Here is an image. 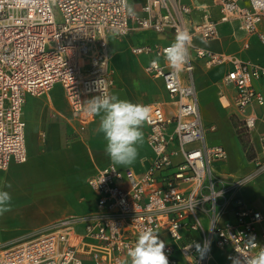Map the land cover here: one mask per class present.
<instances>
[{
    "label": "built area",
    "instance_id": "obj_1",
    "mask_svg": "<svg viewBox=\"0 0 264 264\" xmlns=\"http://www.w3.org/2000/svg\"><path fill=\"white\" fill-rule=\"evenodd\" d=\"M210 8L218 13L216 21ZM139 11L129 15L121 0H0V171L26 161L22 119L26 97L42 96L59 85L75 128L83 131L95 118L85 103L110 94L113 86L108 39L136 31L168 33L172 38L166 45L129 49L133 56L149 58L143 72L162 81L172 106L167 112L162 102L144 104L151 110L144 124L152 155L147 169L135 174L108 164L97 170L87 181L95 193L92 212L59 220L29 240L1 250L0 264H83L86 258L93 264H130L128 249L147 228L165 241L169 264H209L212 246L243 264L264 247V231H258L264 216L238 193L264 172V132L259 135L252 173L238 178L220 173L218 167L227 154L204 140L193 79L198 61L208 67L228 64L222 83L234 92L238 135L250 138L258 122L264 124V118L248 111L253 105L264 106V93L255 87L264 84V65L195 44L197 39H216L218 24L231 23L264 43L259 31L264 0H209V5L143 0ZM195 11L201 12L199 20L192 17ZM178 30H187L192 41L188 62L176 71L164 53ZM157 57L159 63L152 64ZM192 233L196 235L185 240ZM205 240L210 247L197 253L194 243L203 246Z\"/></svg>",
    "mask_w": 264,
    "mask_h": 264
},
{
    "label": "crops",
    "instance_id": "obj_2",
    "mask_svg": "<svg viewBox=\"0 0 264 264\" xmlns=\"http://www.w3.org/2000/svg\"><path fill=\"white\" fill-rule=\"evenodd\" d=\"M181 2L186 5H209V0ZM142 3L143 0L129 1L130 6L138 7L137 13L134 10L136 15H139ZM209 13L213 21L218 19L216 9L210 8ZM200 16V11L192 13L193 19L199 20ZM217 30L216 39L207 42L197 39L195 44L214 53L264 65V43H260L256 36H247L236 23L218 24ZM259 31L264 33V20L259 24ZM140 36L148 40H137ZM171 41L168 33L156 34L147 31L132 32L121 39L109 38L108 70L113 79L110 94L142 105L162 102L167 112L170 111L172 106L162 81L148 77L143 72L149 58L133 56L129 49L134 45H166ZM123 42L126 45L120 47L118 44ZM132 59L137 60L138 66L131 64ZM229 69L228 64L208 67L203 61H198L194 65L193 79L200 120L205 129L204 140L209 145L223 147L227 154V159L218 167L220 173L238 178L253 172V167L245 156L247 149L244 146L252 143L257 149L258 133L264 132V124L258 122L250 138L238 135L234 117V92L222 83V78ZM56 86L61 89L59 85ZM255 87L264 93V84L256 83ZM48 95L26 97L22 109L24 135L26 129H31L36 137L35 154L29 155L25 145V163H12L6 170L0 171V188H4L7 183L12 185L10 189H4L12 196V208L0 215V251L29 240L59 220L92 212L95 208V193L89 188L87 181L97 170L111 164L105 152L106 141L102 134L95 131L99 117L95 116L80 137L69 139L70 133L77 134L81 131L75 128L63 92L60 106L54 105ZM43 98L46 101L43 102ZM248 111L259 119L264 118V106L253 105ZM60 118L65 121V129H61ZM211 127L215 129L213 132L209 131ZM142 131L144 140L142 145H138L137 161L128 167L116 166L119 170H131L135 174H141L150 165L152 155L145 140L148 131L145 125ZM211 135L215 137H210ZM174 161L177 162L178 159ZM238 193L247 206L264 216V172L254 176ZM258 231H264V223L258 226ZM195 235H186L185 240ZM210 254L209 264H228L231 259L229 253L221 252L213 246ZM83 264L93 263L86 258Z\"/></svg>",
    "mask_w": 264,
    "mask_h": 264
},
{
    "label": "clouds",
    "instance_id": "obj_3",
    "mask_svg": "<svg viewBox=\"0 0 264 264\" xmlns=\"http://www.w3.org/2000/svg\"><path fill=\"white\" fill-rule=\"evenodd\" d=\"M28 2V0H24ZM127 8L129 15H135L134 8L128 5L127 0H121ZM192 36L187 30H178L173 42L166 47L164 58L170 68L179 71L188 62L189 47ZM159 63V57L152 64ZM85 110L99 117L96 128L97 134H102L106 141L105 152L113 166L128 167L133 165L139 156L138 145L143 144V125L150 119V106L133 103L121 99L116 94H101L89 99L85 103ZM12 185L7 183L0 188V215L12 208V196L9 191ZM254 240V238H253ZM253 240H251L253 242ZM255 245V243L253 242ZM193 245H191L192 247ZM197 253L210 247V242L205 240L204 245L194 243ZM165 241L159 238L158 232L147 228L138 234L134 246L129 247L127 256L130 264H169L165 254ZM233 264H240V259L231 258ZM243 264H264V247L258 254L243 261Z\"/></svg>",
    "mask_w": 264,
    "mask_h": 264
},
{
    "label": "rangeland",
    "instance_id": "obj_4",
    "mask_svg": "<svg viewBox=\"0 0 264 264\" xmlns=\"http://www.w3.org/2000/svg\"><path fill=\"white\" fill-rule=\"evenodd\" d=\"M199 1H205V0H199ZM134 10L137 13L138 12V7H135ZM141 39L148 40L147 38H144L143 36H140V37L137 38V40H141ZM118 45L120 47H124L126 44L123 42V43H119ZM110 52H111V54H113L114 53L113 49H111ZM119 56H120V54H119ZM131 61H132V63H131L132 65L138 66L137 60H133L132 59ZM115 76H116V73H114V77ZM46 95H48V93L44 94L43 96H46ZM61 96H62L61 89L58 88L56 85L52 87V89L49 91V95H48V97L52 101V103L54 105H59V106H60V102H61ZM44 101H46V98H43V102ZM60 126H61V129L62 128L65 129L66 128L65 127L66 126L65 125V121H64L63 118H60ZM261 133H258V135H260ZM81 134H82V131L77 133V134L76 133H70L69 134V137H70L69 139H72L74 137H80ZM210 137H215V135H211ZM36 143L37 142H36V137L34 135V131H32L31 129H26V132H25V145H26V148H27V150L29 152V155L31 154V156H33L35 154ZM244 147H245L244 149H247V152L245 153L246 158L248 159V161H250L251 166L253 168H255L254 164H253V159L255 158V150H258V147L256 146L257 149H255V147H253L252 143H248Z\"/></svg>",
    "mask_w": 264,
    "mask_h": 264
}]
</instances>
